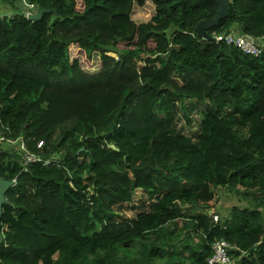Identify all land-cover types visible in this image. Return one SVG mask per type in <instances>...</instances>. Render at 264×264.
Returning <instances> with one entry per match:
<instances>
[{"label": "trees", "instance_id": "trees-1", "mask_svg": "<svg viewBox=\"0 0 264 264\" xmlns=\"http://www.w3.org/2000/svg\"><path fill=\"white\" fill-rule=\"evenodd\" d=\"M23 1L50 10L0 15V264H208L217 239L264 264V0H227L207 30L257 56L198 36L213 0ZM192 113L194 136L174 127ZM219 186L248 204L214 220Z\"/></svg>", "mask_w": 264, "mask_h": 264}, {"label": "rangeland", "instance_id": "rangeland-1", "mask_svg": "<svg viewBox=\"0 0 264 264\" xmlns=\"http://www.w3.org/2000/svg\"><path fill=\"white\" fill-rule=\"evenodd\" d=\"M24 4L29 9L32 8L31 5H27L26 2H24L23 0H14L13 4H11V3L6 4L2 0H0V11H2L4 9H5V11H13V12H15L17 10L23 11ZM151 12H152L151 5L146 4V5H144V7L142 6L139 8H135V11L133 13V18L137 22L144 21V20L149 19ZM0 15H3V13L0 12ZM91 56L94 60V63H96L98 61V54L96 52H93ZM198 117H199L198 113H192V115H191L192 124L189 126L186 124L182 115L178 114V116L176 117V120L174 122V127L186 135L194 136L195 131L197 130L196 122L198 120ZM215 193H216V195H215V198L213 200V206H212V209L210 211H212L213 213H217L218 215H221L224 210H226L227 208H229L233 204H236L239 206L248 204V202L246 200H244V199L240 198L239 196L233 194V192L230 191L229 189H227L226 187H221V186L217 187ZM132 195H131L132 196L131 202L130 203L127 202V206H124L126 204H123L121 207L122 215L127 216V217H132L136 213V209L135 208L130 209L129 206L130 205L137 206L139 204V199L143 198V193L141 194L140 189L134 190ZM30 205L37 207V199H35L32 203H30ZM117 209H119V208H117Z\"/></svg>", "mask_w": 264, "mask_h": 264}, {"label": "built area", "instance_id": "built-area-1", "mask_svg": "<svg viewBox=\"0 0 264 264\" xmlns=\"http://www.w3.org/2000/svg\"><path fill=\"white\" fill-rule=\"evenodd\" d=\"M216 41H224L226 44L232 45L245 54L257 56L260 52L259 42L261 39L256 38L247 33H243L238 28H231L228 31L220 32L213 36ZM1 139V138H0ZM9 144H13L12 141L6 140ZM40 146V142L37 143ZM19 149L23 152L22 161L26 165L29 162L40 160V157L30 153L25 149V146L20 142ZM212 218L218 219V214L213 213ZM229 243L224 239H217L212 244V254L208 257V264H229L231 258L228 255Z\"/></svg>", "mask_w": 264, "mask_h": 264}, {"label": "water", "instance_id": "water-1", "mask_svg": "<svg viewBox=\"0 0 264 264\" xmlns=\"http://www.w3.org/2000/svg\"><path fill=\"white\" fill-rule=\"evenodd\" d=\"M217 5L218 8L216 10V14L213 18L209 20H201L196 24V32L198 36L206 39H213L207 32V30L213 27L218 21L224 18L228 11V2L227 0H213ZM50 9L39 7L35 12H29L26 14V17L31 20L39 19L43 13L48 12ZM114 148V145H111ZM14 180H6L0 178V217H1V209L2 204L5 202V193L7 189L11 186ZM1 238V233H0Z\"/></svg>", "mask_w": 264, "mask_h": 264}, {"label": "crops", "instance_id": "crops-1", "mask_svg": "<svg viewBox=\"0 0 264 264\" xmlns=\"http://www.w3.org/2000/svg\"><path fill=\"white\" fill-rule=\"evenodd\" d=\"M2 7H3V6H2ZM23 8H24L23 10L26 11V12H27V11H30V9H29L28 7H26L25 4H24V7H23ZM27 8H28V9H27ZM0 12H2L3 14H7V13H10V12H12V11H5V9H4V10H2V11H0Z\"/></svg>", "mask_w": 264, "mask_h": 264}, {"label": "clouds", "instance_id": "clouds-1", "mask_svg": "<svg viewBox=\"0 0 264 264\" xmlns=\"http://www.w3.org/2000/svg\"><path fill=\"white\" fill-rule=\"evenodd\" d=\"M29 12H31V11H27L26 14L29 13Z\"/></svg>", "mask_w": 264, "mask_h": 264}]
</instances>
